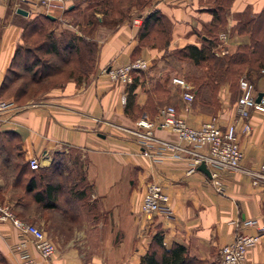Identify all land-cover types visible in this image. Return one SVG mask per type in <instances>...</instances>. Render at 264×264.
<instances>
[{
	"label": "crops",
	"instance_id": "crops-1",
	"mask_svg": "<svg viewBox=\"0 0 264 264\" xmlns=\"http://www.w3.org/2000/svg\"><path fill=\"white\" fill-rule=\"evenodd\" d=\"M11 4L12 0H0V80L14 44L19 40L21 22L32 12H43L39 7H31L26 14H20ZM84 4L85 1L80 0L77 7L82 8ZM208 6L206 0H149L148 8L140 16L156 8L170 26L169 42H193V31L211 19ZM263 6L264 0H231L226 9L227 21L246 7L251 13H257ZM63 13L52 11L51 15L57 20ZM130 15L129 19L118 20L96 9L90 11L89 21L79 20V24L87 36L97 42L94 71L84 81L77 83L68 79L25 102L8 98L15 107L0 113V130L17 132L23 159L34 156L38 166H46L54 152L67 150L83 158L93 198L89 201L106 213L105 220L97 221L92 228L100 232L101 242L95 247L76 245V239L84 241L87 236L88 226L82 221L83 224L74 227L71 233H58V240L46 230L45 220L33 214L28 222L39 226L45 234L48 232L46 235L50 239L55 238L52 240L54 253L41 259L27 234L20 233L8 222H0V254L7 264H15L13 245L19 240H23L25 249L38 264H138V257L145 251L150 234L156 228L161 230L165 248L178 243L185 247L189 256L216 264L219 245L230 241L235 232L255 233L256 225L264 223V179L255 177L256 182H251L252 174L264 162V110L249 109V131L237 134L242 151L239 169L219 174L221 191L215 190L202 171L195 168L186 172L187 155L151 162L123 129L131 126L134 120L122 109L124 84L110 80L101 69L127 61L133 52L145 59L158 54L149 46L133 50L137 25L130 23L135 13ZM56 24L59 30L68 23L62 20ZM74 24L78 26V22ZM256 84L257 89H264L262 82ZM132 92L134 103L141 106L146 91L137 84ZM179 113L191 124L210 117L195 108L180 109ZM215 118L220 124L235 122L238 125L240 121L236 118L234 103L227 105L224 100ZM154 134L175 139L174 134L163 128H156ZM150 181L159 182L167 194V215L140 213V198ZM1 184L0 179V192L7 199ZM247 219L254 222L244 224ZM116 229L120 231V241L115 244ZM63 238L65 240L61 241ZM245 257L248 261L264 264V233L247 247Z\"/></svg>",
	"mask_w": 264,
	"mask_h": 264
},
{
	"label": "trees",
	"instance_id": "trees-1",
	"mask_svg": "<svg viewBox=\"0 0 264 264\" xmlns=\"http://www.w3.org/2000/svg\"><path fill=\"white\" fill-rule=\"evenodd\" d=\"M112 1L113 5L111 4L110 7L96 10L101 14L114 16L121 20L130 18L128 8L137 3L138 0ZM225 1V3H222L223 0H206L209 4L207 9L211 13V19L208 23L213 18H220L222 9L224 6L228 7L231 0ZM115 2L117 5H115ZM142 2H145V0H142ZM120 5L125 6V9L120 10ZM76 8L77 4L73 2L70 7L62 12H71ZM30 14L31 16L20 24L19 40L14 44L9 63L0 80V97L4 99L11 98L18 103L34 96L36 92L40 94L52 86H59L68 79L78 83L81 79L87 77L93 63L90 54L94 49V41L84 39L82 36L75 35L64 28L54 32L57 23L54 18L45 16L43 12H32ZM135 14L140 15L139 12ZM256 16L257 18L251 24L252 29L250 30L253 41L249 43V52L253 55L246 62L249 66L248 70L255 71V79L260 70L264 68V6L256 13ZM205 25L210 26V24ZM135 38L136 44L133 50H138L141 45L160 49L169 41V31L165 28L158 9L150 8L144 15H141L140 22L136 27ZM204 40L206 42L199 45L185 42L174 48L172 52L179 58L189 60L193 64H198L203 60L212 62L210 68H214L213 75H204L206 79L200 82L203 86L206 83L209 84L211 79L217 80L214 82V85H216L220 80L228 78L230 74L237 73L240 66L233 68L229 63L239 64L242 61L245 62L244 53L246 50L214 56L209 51L211 41L207 36L202 35V41ZM83 51L87 56L83 55ZM244 76L255 88L257 87V82L252 81L246 75ZM237 78L236 96L238 94ZM139 83L138 76L132 74L131 80L124 85L125 95L122 109L131 118L135 116L132 115L133 112L139 113L142 110L153 114L161 104V96H155L153 99L146 92L142 105L137 106L134 103L132 90ZM8 89H10V92H6ZM157 89L164 90L163 87H157ZM192 92L191 107H197L205 113L212 114L213 111L207 107L209 105L207 93H200L198 88H193ZM176 102L181 103L179 98L176 99ZM173 107L179 113L180 108L175 105ZM59 154L54 152L52 159L46 166L30 168L27 160L22 157L17 132L0 130V179L2 190L7 195V199H4L0 192V201L9 202L14 214L23 220L31 221L34 214L48 220L49 223L59 229L69 231V223L77 218L79 205L87 202L85 199L90 191V185L81 182L77 186L78 180L66 185L65 176L62 175L61 171ZM0 264H7L1 254ZM138 264L209 263L189 256L185 247L181 244L173 243L170 247L165 248L161 242V230L156 228L150 234L145 251L139 255Z\"/></svg>",
	"mask_w": 264,
	"mask_h": 264
},
{
	"label": "built area",
	"instance_id": "built-area-1",
	"mask_svg": "<svg viewBox=\"0 0 264 264\" xmlns=\"http://www.w3.org/2000/svg\"><path fill=\"white\" fill-rule=\"evenodd\" d=\"M73 2L74 0H12L11 5L13 9L22 8L26 12L31 7H39L43 13L51 14L52 11L61 13ZM139 21L140 15L137 14L130 19L132 25H138ZM146 65V59L137 56L123 63L109 65L105 72L110 80L126 83L130 81L132 71L142 70ZM170 81L180 88V95L185 102L191 100L193 92L182 77L172 76ZM237 87L234 112L236 118L240 120L238 125L235 122L220 124L215 116L191 124L175 111L173 105L166 104L159 106L152 115L141 112L131 126L123 129L133 137L139 152L151 162H157L164 157L179 158L187 155L186 172L195 170L196 165L203 162L208 172V181L215 190L221 191L219 174L239 169L242 151L237 142V134H246L249 131L250 126L247 121L249 109L256 107L264 110V89H261L262 93L255 99L256 92L260 89H256L242 75L237 79ZM14 107L15 104L11 99L0 97V113ZM156 128L168 130L174 134L175 139L168 140L156 136L154 134ZM27 163L33 169L39 165L34 156L29 157ZM252 175V183L256 182L255 177L264 179V162L259 164L257 172ZM139 211L146 215L157 212L167 215V194L159 182L150 181L145 185L140 198ZM0 222H8L20 233L27 234L41 259H47L54 253L55 245L44 231L36 224L16 216L7 201H0ZM253 222V219L243 221L244 224ZM262 233H264V223L256 225L255 233L235 232L230 241L218 246L216 264H257L248 261L245 252ZM13 249L16 253L15 264H38V261L25 249L23 240L16 242Z\"/></svg>",
	"mask_w": 264,
	"mask_h": 264
},
{
	"label": "rangeland",
	"instance_id": "rangeland-1",
	"mask_svg": "<svg viewBox=\"0 0 264 264\" xmlns=\"http://www.w3.org/2000/svg\"><path fill=\"white\" fill-rule=\"evenodd\" d=\"M78 1L80 0H74L75 4H77ZM84 1H85L84 7L82 8L77 7L74 11L63 13L61 15V19L58 17L56 22L59 23L63 20L68 24L61 28L70 30L75 35H80L84 39L94 41V49L92 51V54H90L93 59L92 68L89 73L91 74V72H93L95 69V60H96L98 46L96 40L91 37H88L86 34L87 32H85V30L80 27L79 20L88 22L89 21L88 15L90 11H94L95 9L101 10L104 8H108L111 6V4L113 5V1L112 0H84ZM225 2L226 1L223 0L222 3ZM148 4H149V0H145V2H142V0L140 1L138 0L137 3H134V5H131L128 8V15H130L131 12L144 13V10L148 8ZM115 5H117L116 2ZM124 7L125 6L120 5L119 9L120 10L125 9ZM226 9L227 7L224 6L220 18H213L209 23L208 22L203 23L200 29H195L193 31L195 36H194V41L192 43L199 45L202 42H206V40L202 41V35H205L211 41V43L209 44V51L211 52V54H213L214 56H220L224 54H233L235 52H239V51L242 52L243 50H246L244 53L245 62L242 61L239 64H234L233 62H230L229 64L231 67L233 66V68L240 66V68L237 70V73L233 75L230 74L228 78H225L224 80H220L219 82L216 83V85H214L215 84L214 82L217 80L211 79L209 84L206 83V85L203 86V84H200V82L206 79L204 75H213L212 72L214 71V68L213 67L210 68L211 66L210 64H212L211 61L203 60L198 64H193L189 60H186L184 58H179L177 55L173 54L172 50L178 46H181L185 42L183 43L180 42L181 43L180 44L178 42L171 43L168 41L164 44V47L160 49L154 48L158 51L156 57L154 58L152 57L149 59L146 58V62H147L146 67L142 70H134L130 73V75L135 74L138 76V81H140L139 83L140 87L144 91L148 92L151 95V97H153V99L155 98V96L156 97L161 96V104H159V106L164 104H173L177 108L184 110L189 108H195L199 110L197 107H191L190 104H192L193 101L192 99L189 100L188 102H185L182 99L180 95V88L177 85H174L170 81V78L172 76L182 77L184 81L190 86L191 91L193 88H198L200 93L203 92L207 93L208 102H209V105H207V107L211 109V111H213L211 112L212 114H210V116H215L217 114L222 100H224L227 105L234 103L236 97L237 77L241 75L242 76L246 75L248 78H251L252 81L262 82L264 84V70H263L264 68L260 70V72L258 73L259 75L255 79L254 76L255 71L248 70L249 66L246 63L248 62L249 57L253 55L252 53L250 54L249 52L250 49L249 43L253 41L250 30L252 29L251 24L257 18L256 13H251L250 9L246 7L243 9L242 12L233 14L228 22L226 18ZM163 21L165 28L169 31L170 26L168 22L164 19ZM75 22L76 23L78 22V26H74ZM205 24H210V26L207 27ZM54 32H58L57 28H55ZM141 46H147V45H141ZM141 46H139L138 49H140ZM83 55L84 56L86 55L84 54V51H83ZM132 55L133 56L130 59L137 57L139 54L133 52ZM103 69L105 71L107 67H104L101 70ZM89 74L87 75V77L89 76ZM87 77L81 79L80 81H84ZM126 83H121V84L125 85ZM157 87H163L164 90L163 91L158 90ZM6 92H10V89H8ZM36 93L38 94V92ZM36 93L34 96L28 99L35 98L37 96ZM178 98H179V102L181 103L176 102V99ZM123 101H124V97H123ZM141 112H146V110L145 111L142 110L139 113L133 112L132 115H135L134 118H131V116L129 117L131 119H135ZM146 113L148 115H152L148 112ZM59 155H60L59 159L61 162V171H62V175L65 176L64 181L66 185L71 184L72 181L74 180H78L77 186H79L81 182H86L88 185H90L85 177V172L83 168V163H84L83 158L79 154L73 152V150H67L65 152L60 153ZM90 190H91V186H90ZM91 198L92 197L89 191L85 199L87 202L83 205H79V208L77 209L78 213L76 215L77 218L73 222L69 223V231H65L57 228L53 224L49 223L48 220H45L46 230L49 229L51 235L53 234L57 236L58 233L60 232L63 234L66 233L65 235H67L72 232L74 227H79L81 224H83L82 222H84L88 227L91 228L87 227L85 229L87 236L84 241H80L78 239L75 240V242H77L76 245L80 248L82 247L84 248V245H88L90 247L99 246L101 242L100 240L101 234L99 231L96 232L93 231L92 228L97 221L105 220L106 213L105 211H102L99 208H95L94 203L92 202L93 198L92 199ZM46 234H48V232H46ZM119 234L120 231L116 229L114 234L115 244L117 241H120L119 240L120 238L118 236ZM57 239L59 240L60 237L57 236ZM51 240H55V238L53 239L51 237ZM64 240L65 239L63 238L61 241Z\"/></svg>",
	"mask_w": 264,
	"mask_h": 264
},
{
	"label": "water",
	"instance_id": "water-1",
	"mask_svg": "<svg viewBox=\"0 0 264 264\" xmlns=\"http://www.w3.org/2000/svg\"><path fill=\"white\" fill-rule=\"evenodd\" d=\"M69 7V6H68ZM16 12L20 13V14H26V10L22 9V8H16L15 9ZM45 16L49 17V18H53V16L51 14H48V13H45ZM262 93L261 90L257 91L256 92V96H255V99L258 98V96ZM196 169L202 171L204 174L208 175V172H207V169L206 167L204 166L203 162H199L196 167Z\"/></svg>",
	"mask_w": 264,
	"mask_h": 264
}]
</instances>
